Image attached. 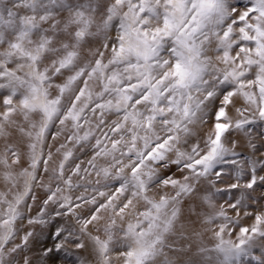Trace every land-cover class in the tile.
Returning a JSON list of instances; mask_svg holds the SVG:
<instances>
[{
  "label": "snow or ice",
  "instance_id": "1",
  "mask_svg": "<svg viewBox=\"0 0 264 264\" xmlns=\"http://www.w3.org/2000/svg\"><path fill=\"white\" fill-rule=\"evenodd\" d=\"M0 183V264H264V0H0Z\"/></svg>",
  "mask_w": 264,
  "mask_h": 264
},
{
  "label": "bare ground",
  "instance_id": "2",
  "mask_svg": "<svg viewBox=\"0 0 264 264\" xmlns=\"http://www.w3.org/2000/svg\"><path fill=\"white\" fill-rule=\"evenodd\" d=\"M257 127L260 128V126H258V125H257ZM260 130L261 129L257 130L256 132L253 131V135L256 136V137H259L258 133L260 132ZM238 138L241 140V147L238 150L241 151L243 155H247L248 151H247L246 147L244 146L246 138H243V137H238ZM257 142H259V140H257ZM174 170L175 169H173V171ZM229 182H231V181L228 179V177H224V184H227ZM221 186H223V185H221ZM0 190H3V184L2 183H0ZM38 195L40 196L41 199L43 198V194L42 193H38ZM225 198H228V194H222V196L220 198V202L223 203V200ZM35 211H36V209H33V214H35ZM242 223L249 224V223H251V220H244ZM37 231H39V228H37ZM207 235L208 234H206L205 239H207ZM86 255H87V253H85V252H81L80 253V256H82V257L86 256ZM67 259H69L71 261V260H74L75 257H70V258H67Z\"/></svg>",
  "mask_w": 264,
  "mask_h": 264
},
{
  "label": "rangeland",
  "instance_id": "3",
  "mask_svg": "<svg viewBox=\"0 0 264 264\" xmlns=\"http://www.w3.org/2000/svg\"><path fill=\"white\" fill-rule=\"evenodd\" d=\"M259 129H261V127L258 128L257 125H254V126H253V131L256 132V131L259 130ZM260 133H261V130H260V132L258 133V135H260ZM69 258H70V257H69Z\"/></svg>",
  "mask_w": 264,
  "mask_h": 264
}]
</instances>
